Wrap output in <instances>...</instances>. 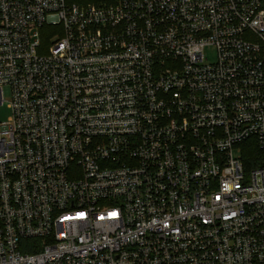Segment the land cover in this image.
<instances>
[{"label":"built area","instance_id":"built-area-1","mask_svg":"<svg viewBox=\"0 0 264 264\" xmlns=\"http://www.w3.org/2000/svg\"><path fill=\"white\" fill-rule=\"evenodd\" d=\"M2 105L0 264H264V0H0Z\"/></svg>","mask_w":264,"mask_h":264},{"label":"rangeland","instance_id":"rangeland-1","mask_svg":"<svg viewBox=\"0 0 264 264\" xmlns=\"http://www.w3.org/2000/svg\"><path fill=\"white\" fill-rule=\"evenodd\" d=\"M60 34L58 29H51L46 30L42 33V36L46 42L53 43L58 39V35ZM204 54L207 57L208 63H214L216 60V54L213 47H206L204 50ZM11 112L10 110L5 106H0V123H6L7 120L10 118Z\"/></svg>","mask_w":264,"mask_h":264},{"label":"trees","instance_id":"trees-1","mask_svg":"<svg viewBox=\"0 0 264 264\" xmlns=\"http://www.w3.org/2000/svg\"><path fill=\"white\" fill-rule=\"evenodd\" d=\"M260 151L256 148H252L250 150L247 151V155H246V161L247 162H252V166L253 167H257L260 165L258 159H259V155H260Z\"/></svg>","mask_w":264,"mask_h":264}]
</instances>
